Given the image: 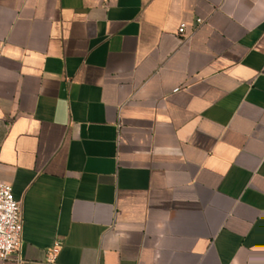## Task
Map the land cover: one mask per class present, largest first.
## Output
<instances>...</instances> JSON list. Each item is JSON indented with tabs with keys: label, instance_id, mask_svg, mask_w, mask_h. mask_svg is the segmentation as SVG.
Segmentation results:
<instances>
[{
	"label": "crops",
	"instance_id": "0c3cea01",
	"mask_svg": "<svg viewBox=\"0 0 264 264\" xmlns=\"http://www.w3.org/2000/svg\"><path fill=\"white\" fill-rule=\"evenodd\" d=\"M0 183V264H264V0H0Z\"/></svg>",
	"mask_w": 264,
	"mask_h": 264
},
{
	"label": "built area",
	"instance_id": "2783aa9c",
	"mask_svg": "<svg viewBox=\"0 0 264 264\" xmlns=\"http://www.w3.org/2000/svg\"><path fill=\"white\" fill-rule=\"evenodd\" d=\"M204 21L197 19L201 25ZM189 25L182 23L178 28V36H188ZM23 216L20 202L15 198L12 185L0 183V260L7 261L18 253L22 246ZM61 250L57 243L52 249L48 262L53 264Z\"/></svg>",
	"mask_w": 264,
	"mask_h": 264
}]
</instances>
